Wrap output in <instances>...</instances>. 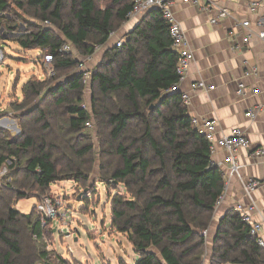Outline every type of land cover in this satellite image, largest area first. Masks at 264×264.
<instances>
[{
	"label": "trees",
	"instance_id": "trees-1",
	"mask_svg": "<svg viewBox=\"0 0 264 264\" xmlns=\"http://www.w3.org/2000/svg\"><path fill=\"white\" fill-rule=\"evenodd\" d=\"M10 1L0 0L2 36L15 31L4 16ZM133 1H15V8L31 19L15 42L25 51L50 53L55 75L31 76L22 85L21 136L8 138L0 130V169L7 170L0 182V264L45 263L35 207L22 214L13 205L49 196L56 182L88 183L86 163L75 165L66 158L83 159L93 152L84 134L91 120L100 157L118 159L119 166L109 173L101 167L97 179L122 184L129 195L111 199V229L126 236L138 255L135 264H202L207 239L200 233L211 226L224 176L211 166L209 144L192 125L180 93L169 91L178 81L177 55L161 12H147L121 47L105 50L90 76L96 94L89 110L82 108L83 73L65 75L78 61L58 52L68 43L82 57L93 56L126 21ZM73 136L81 142L78 150V143L69 140ZM247 233L232 207L218 220L210 264H264V250Z\"/></svg>",
	"mask_w": 264,
	"mask_h": 264
},
{
	"label": "rangeland",
	"instance_id": "rangeland-1",
	"mask_svg": "<svg viewBox=\"0 0 264 264\" xmlns=\"http://www.w3.org/2000/svg\"><path fill=\"white\" fill-rule=\"evenodd\" d=\"M15 1L19 0H11L9 2L10 10L4 14L14 22L15 31L0 37L5 54L3 63L0 65V123L3 124L0 125V130L12 139H18L22 134L20 121L17 119L22 112L20 110L22 85L31 76H37L40 80L44 78L43 69L38 64L42 59V53L39 50L25 51L15 42V39L29 28L28 21L31 20L15 8ZM42 25L44 26V23ZM58 36L62 38L60 34ZM98 50L93 56L86 58L82 57L73 46L67 53L68 56L78 61V66L65 75L88 74L87 80L83 84L82 96V106H85L87 110H89L92 95L96 94L90 85V76L102 61L99 56H103ZM59 76L62 78L64 75L62 76L61 73L57 75V77ZM153 108L154 106H151L148 113L152 112ZM89 124L90 126L84 129V134L93 145V152L83 159L70 154V158H66L67 162H71V164L86 163L84 172L88 173L89 181L83 186L75 184L72 180L56 182L51 186L49 196L60 202V208L57 212L58 217L50 223L49 231L43 241L48 258L45 263L40 261L37 264H57L62 260L61 258L70 260L72 264H75L73 260L79 264H135L138 260V255L134 252L126 236L111 229V199L116 194L126 198H129V195L122 184L106 185L98 182L97 179L98 176H101V167L109 173L119 166L118 159L113 156L100 157V144L96 137L97 127L93 120ZM12 125L17 131L9 129L12 128ZM155 132L158 134V130ZM69 140L71 145L78 143L76 150L81 147V142H77L76 138ZM145 154L149 159H153L148 149L145 150ZM152 166L155 167V162ZM36 204L37 199L31 198L18 201L13 207L22 214H29ZM218 217V214L214 212L211 226L207 230V244L202 264L211 263V242L220 219Z\"/></svg>",
	"mask_w": 264,
	"mask_h": 264
},
{
	"label": "crops",
	"instance_id": "crops-1",
	"mask_svg": "<svg viewBox=\"0 0 264 264\" xmlns=\"http://www.w3.org/2000/svg\"><path fill=\"white\" fill-rule=\"evenodd\" d=\"M172 1L174 18L183 28L194 55V61L179 85V92L189 96V103L186 106L187 114L190 118L216 119L219 134L225 135L234 128H240L244 131L252 148L264 147V46L255 37L247 43H242L241 37L245 35V32L241 27L236 26L238 20L254 21L258 14H251L246 8V3L240 0H208L207 6L215 2L227 8L229 13L227 19L212 26L209 21L214 16V12H205L202 8L184 5L180 0ZM261 11L258 9L257 13L260 14ZM144 15L126 19L104 46L96 47V51L99 49L98 51L104 54L105 50L114 47L118 40L124 42L126 35L140 23ZM229 29L235 31L239 50L232 51L230 47V39L227 35ZM99 58L101 59L102 55ZM247 69H254L256 74L245 77L244 72ZM240 82L246 86L247 94L243 98L236 94L237 85ZM192 84H199L203 88L200 91H192ZM209 87H213V90H208ZM254 89H258L259 94L253 95ZM250 110L255 111L253 120L245 117ZM12 130L17 131L15 126H12ZM224 157L223 152H218L213 160L222 162ZM237 159L241 166L242 178L264 180L263 159L251 158L248 151H242ZM226 170L227 165L224 166L223 171ZM223 195L224 200L214 211L218 214V218H221L236 202L247 204L236 177H224ZM254 199L258 210L262 211L264 193L256 192ZM253 218L258 220L261 216L253 214ZM61 259L72 264L70 260Z\"/></svg>",
	"mask_w": 264,
	"mask_h": 264
},
{
	"label": "built area",
	"instance_id": "built-area-1",
	"mask_svg": "<svg viewBox=\"0 0 264 264\" xmlns=\"http://www.w3.org/2000/svg\"><path fill=\"white\" fill-rule=\"evenodd\" d=\"M182 4L188 5L194 8H202L205 12H214V16L210 18V24L212 26L218 25L220 22L224 21L229 17L227 8L220 6L219 4L213 2L206 3L208 0H180ZM246 3V8L248 11L256 15L254 21L248 19H240L236 22V26L242 28L245 35L241 37L242 43H247L253 37L257 38L263 43L264 46V0H240ZM172 0H134L131 10L127 13L126 19L130 20L139 16L146 14L151 10H159L161 12L162 19L168 25V36L171 41V48L173 52L177 55V64L175 72L178 76V81L172 85L170 92H179V85L184 80L190 65L194 61V55L190 48L189 42L186 38L185 32L180 24L175 20L172 13ZM261 9V13H257V10ZM49 22H44V26L49 27ZM3 30L0 27V36L2 37ZM113 33L110 34L112 37ZM228 38L230 39V47L232 51L239 50L240 46L237 42V36L234 29L228 30ZM123 44L122 40H118L115 43L116 47H121ZM71 50V46L68 43L61 45L59 53H68ZM42 59L39 65H41L44 73V77L52 78L54 77V69L52 66L53 56L48 52L42 53ZM264 55V49H263ZM5 54L1 44L0 38V65L3 63ZM81 66V65H80ZM256 71L246 70L244 72L245 77H250L255 75ZM84 78L86 79L87 73H84ZM203 86L199 84H192V91H200ZM208 90H213V87H209ZM253 95L259 94L258 89L252 90ZM236 94L238 97L243 98L246 96V86L243 82L238 83ZM181 100L185 106L189 103V96L185 93H180ZM86 109L85 106H82ZM245 117L253 120L255 118V111H248ZM192 125L194 126L197 133L203 137L209 144V151L211 155V166L219 168L223 171L224 166L227 165V170L223 171L224 177H236L242 188V193L246 198L247 204L236 202L233 205L234 212L239 216L242 224L248 228V237L255 241L256 245L264 250V238H263V225H264V206L263 210L259 211L254 199V194L256 192L264 193V180H258L254 178H242L240 176L241 166L238 163V155L242 151L250 152L251 158H260L264 160V147L252 148L250 142L248 141L244 131L240 128L232 129L228 134H219L218 124L216 119H203L193 117L191 118ZM90 124H87L89 127ZM218 152H223L225 157L222 162L214 161L213 158ZM9 165V162H8ZM7 174L5 167L0 169V182ZM224 200V195L222 194L216 201L215 208H218L222 201ZM60 208V202L56 201L52 196H46L37 201L35 209L40 217V227H41V240L45 241L47 232L49 231V225L52 220L58 217V209ZM253 214H258L261 219L255 220ZM201 236L207 239V230L201 232ZM37 237L34 236V239ZM57 264H68L66 262H59Z\"/></svg>",
	"mask_w": 264,
	"mask_h": 264
},
{
	"label": "bare ground",
	"instance_id": "bare-ground-1",
	"mask_svg": "<svg viewBox=\"0 0 264 264\" xmlns=\"http://www.w3.org/2000/svg\"><path fill=\"white\" fill-rule=\"evenodd\" d=\"M0 125H3L2 123H0ZM13 126V125H12ZM9 129H12V128H9Z\"/></svg>",
	"mask_w": 264,
	"mask_h": 264
}]
</instances>
